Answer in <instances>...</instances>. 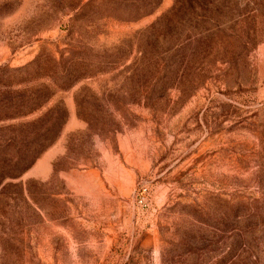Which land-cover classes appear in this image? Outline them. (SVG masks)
<instances>
[{"label":"rangeland","instance_id":"374dc122","mask_svg":"<svg viewBox=\"0 0 264 264\" xmlns=\"http://www.w3.org/2000/svg\"><path fill=\"white\" fill-rule=\"evenodd\" d=\"M0 264H264V0H0Z\"/></svg>","mask_w":264,"mask_h":264}]
</instances>
